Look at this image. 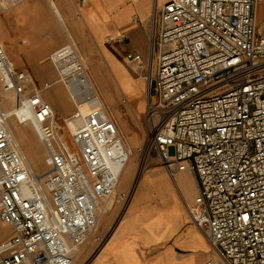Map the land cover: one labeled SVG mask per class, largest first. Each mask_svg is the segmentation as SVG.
Returning <instances> with one entry per match:
<instances>
[{"label":"built area","instance_id":"obj_1","mask_svg":"<svg viewBox=\"0 0 264 264\" xmlns=\"http://www.w3.org/2000/svg\"><path fill=\"white\" fill-rule=\"evenodd\" d=\"M24 1L6 0L9 7ZM258 3L168 0L156 10L149 65L155 61L151 79L158 104L150 110L162 120L138 152L146 159L154 148L173 181L186 172L193 176L196 194L186 208L216 255L203 264H264V37L257 35ZM5 11L0 0V16ZM127 61L139 66L142 58L129 54ZM31 80L0 46V83L15 94L18 108L31 111L28 122L48 149V170L38 178L8 132L9 115L0 111V223L11 229L0 242V264H76L92 236L97 250L107 242L100 233L106 204L113 198L125 209L141 172L117 195L130 155L105 107L89 111L70 136L71 149L53 123L51 105L37 90L26 93Z\"/></svg>","mask_w":264,"mask_h":264},{"label":"crops","instance_id":"obj_2","mask_svg":"<svg viewBox=\"0 0 264 264\" xmlns=\"http://www.w3.org/2000/svg\"><path fill=\"white\" fill-rule=\"evenodd\" d=\"M166 1L25 0L9 7L1 0L8 8L0 16V46L14 68L32 78L27 86L29 90V87L37 89L33 78L52 77L46 63L48 58L64 54L69 39L76 41L88 58V67L98 63L104 73L106 83L101 94L110 92L115 101L123 92L120 87L117 89L109 63L104 60L103 40L110 36L121 39L118 42L120 52L109 50L115 59L126 58L127 61V55L139 54L142 58L139 66L147 67L145 78L149 85L153 73L149 62L155 15ZM257 35L264 37V2L257 8ZM52 64L59 74L58 66ZM40 71L48 74L40 77ZM147 97L149 99V95ZM51 106L55 108L52 103ZM56 109L61 116L65 114L60 108ZM163 169L155 166L151 174L147 173L142 179L137 189L140 185L142 188L137 191L130 213L117 224L102 248L97 250L93 246L87 260L89 264H151L155 259H163L166 264H203L211 258L213 252L202 231L194 224L182 229L189 217L187 199L195 193L191 176L179 174L173 181ZM184 175L192 182V190L185 184ZM177 189L186 200L185 204L177 196ZM0 226L11 233L10 227Z\"/></svg>","mask_w":264,"mask_h":264},{"label":"rangeland","instance_id":"obj_3","mask_svg":"<svg viewBox=\"0 0 264 264\" xmlns=\"http://www.w3.org/2000/svg\"><path fill=\"white\" fill-rule=\"evenodd\" d=\"M4 2H5V5H7L6 0H4ZM263 2L264 0H259L258 5L259 4L261 5ZM105 40L108 41L107 38H105ZM74 51H76L79 54L80 62L76 64V67L74 69H71V70L67 69V71L62 75L58 74L53 68L52 62L56 64L59 62L61 63V61L65 59V57H68L69 55L73 54ZM87 61H88V58L86 55L82 53L78 42L76 41L74 42L71 39H69L68 43L66 44V51L63 55L55 56L53 58H48V60L46 61V63L49 64V67H50L49 73H52V77H46L40 80L33 78V80H34L35 87L38 89L37 91L42 93L45 99L44 101H46L47 103L51 102L52 104L55 105V108L53 107V109L56 110V121L58 123V125L56 124V126L59 127L60 130H62L61 137H63L64 139L67 137L68 139H70V136H68V133H66V129L64 127L65 123H64L63 118L66 115H68V113L70 112L75 113V111H78L79 107H77L76 104H79V106H81L82 104H88L92 99H88L87 96L95 97V95L97 94L105 102V105L107 106L111 117L113 118V120L115 121V123L117 124L119 128V132L121 134L122 139H124L125 141H128L129 139L131 140V142H129V147L132 149V152H133L131 169L125 172L126 174L123 176V180H121L117 186L116 194L118 195L123 191H128L132 187L137 176L139 175V170L142 174L145 165L149 167L148 174L149 173L151 174V171L154 170L156 164L159 167L163 166L154 148L152 150L153 151L152 157H150L149 156L150 154H149L146 159H143L142 155L138 152V149L142 148L146 144L147 138L152 130L153 125L157 124L160 120H162L160 117H157L156 114H154L153 110H150L151 105L153 107H157L158 96L154 89L153 80L150 79L149 86L147 85V89L145 92H142L139 95H133L132 97H129L128 95L126 96L121 95L119 96L118 100H116L115 98V101H114L111 93L107 92L105 94L103 93V95L101 94V90H103L102 89L103 85H105L106 82L104 80V73L101 71L97 63L98 60L96 59L94 60L95 62L97 61L96 62L97 65L94 64V66L92 67L87 66L88 65ZM99 61H102V58H99ZM80 63L84 65L85 69H87L86 70L87 74L89 75L93 74L95 79L94 78L92 79V83H90L89 80L87 79V74L85 72V69L81 67ZM125 65H126L127 71H129V73L135 79L139 80L142 83H147L146 78H145L146 67L143 68V66H139V67L131 68L130 67L131 65L129 66L128 63H126ZM153 68L154 69H153L152 76H154V73L156 71L155 63L153 65ZM39 74H40V77H44L45 75L48 74V72L40 71ZM70 76L72 77V79L69 78ZM45 82H48V83L50 82L52 84V87L49 89H45L44 88ZM55 88L59 91L61 96L57 95V93L53 94L52 91H54ZM34 91L35 89H33V87H29V91L28 92L26 91V93L31 94ZM112 91L114 92V89ZM11 95H13L14 97L13 106H15V94H11ZM108 95H110V98H108ZM147 95H149V102L146 101V104H145V100H147L148 98ZM140 101L143 102V105L145 104L143 109H140V108L138 109V103ZM58 102H62V104L65 106L64 108H62V110L66 112L62 116L60 115V111L56 109ZM51 103L49 104L51 105ZM2 107H3L2 110L4 111L7 110V106H2ZM72 124H73L72 125L73 130H75L78 126H80V124L77 122H73ZM9 126L12 128L11 119L9 120ZM27 127H28L27 129L30 130V133H33V135H35L39 143V137L37 133L35 132L33 126L28 122ZM20 130L21 128L19 126V134L18 133L16 134L19 137V141L23 149L27 151L29 150L27 148L28 144L26 142L25 136L23 135V133L20 132ZM135 134H138L139 137L136 142H133L131 137L132 135H135ZM172 154H173V150H170V155ZM164 169L163 171L167 173L166 169L165 170ZM184 177H185V184L192 190V182L189 181L186 175H184ZM140 188H142V185H140L138 189ZM176 193L179 198L180 197L182 198L181 200L185 204L186 200L183 198V196L181 195L178 189L176 190ZM194 196L195 194H193L191 198L187 199V202L189 204L193 201ZM134 202L135 200L133 201V203L131 202L130 204L132 208H133ZM108 204L109 205L106 207L107 211L105 212L104 219L100 227V233L102 236L107 234L109 237L112 231L116 228L121 217L123 216L124 207L122 203H119L117 200L114 201L113 198L110 199ZM129 213L130 211L125 214L124 218ZM191 224H194V223L192 222L191 217L189 216L188 219L185 220V224L183 225L182 229L186 228L187 226ZM0 225H4V224L0 223ZM8 231L9 230L2 228L0 226V242L8 239L11 236V233H8ZM94 239H95L94 236H92V238L89 239L88 244L86 245L85 249L79 255V258L76 264H89V261L87 260L89 259L88 257L92 255V251L95 248L93 247L94 246L93 244H95ZM210 249H211V252H213L211 245H210ZM213 255H215L214 252H213Z\"/></svg>","mask_w":264,"mask_h":264},{"label":"bare ground","instance_id":"obj_4","mask_svg":"<svg viewBox=\"0 0 264 264\" xmlns=\"http://www.w3.org/2000/svg\"><path fill=\"white\" fill-rule=\"evenodd\" d=\"M137 39H139V38H137ZM107 40L108 41H106L105 39L103 40V44L105 46L104 47V52H103V54L105 55L104 59H105L106 62L109 63V67H110L111 73H112V75H113V77H114V79L116 81L117 89H119V87H120V90H122L124 96H126L127 93H130L131 94L130 97H132L133 95H139L140 93L145 92L146 88H147V84L146 83H142L139 80L135 79L129 73V71H127V68H126V65H125L127 63L126 58L115 59L111 54H109V50H116V51H119V52L121 51L119 49L120 47H119V44H118L119 40H121V39L113 37V36H110V37H107ZM136 41H138V40H136ZM146 42L148 43L149 40L146 41ZM123 54H124V52H123ZM79 62H80L79 54L76 51H74L73 54H71L68 57H66V59H63L61 61V63L59 62V63L56 64V65H58V69L57 70H59L58 71L59 74L62 75V74H64L67 71V69H69V70L74 69L76 67V64L79 63ZM153 65H154V62H152V65L150 64V71L153 70ZM66 66H68V67H66ZM81 67L83 69H85L84 65H82V64H81ZM86 70L87 69H85V72H86ZM145 70L147 71V67H146ZM86 74H87V72H86ZM96 76H98V75H96ZM87 79L89 80L90 83H92V79L93 78H92L91 74L90 75L87 74ZM30 83H31V81H30ZM30 83H29V85H30ZM35 90H37V89H35ZM26 91L28 92L29 90L26 89ZM52 92H53V94L57 93V95H60L59 91L56 88ZM0 93H1L0 94V108H1L0 111H3L5 113H7L9 115V120L11 119V122H12V128H11L9 126V120H8V123H7L8 132L11 135V137L13 139V142L16 144L20 155L24 159L26 167L32 172V174L34 176H36L38 178H42L44 173L48 170V166H47L48 149H47V146L43 142H41L40 138H39V143H38L35 135H33V133H30V130L27 129L28 128L27 127L28 119H29V117L31 118V115H32L31 111L28 108H26V107L25 108H18L17 107V102H16V96H15V106H13V98L14 97L11 94H14V93L11 92V91H8L1 83H0ZM39 93H40L41 98L43 100H45L43 95H42V93L41 92H39ZM87 98L88 99H92V100L88 104H82L81 106H79V104H76L77 107H79L78 111H75V113L74 112L73 113L72 112H70V113L67 112L68 115H66L63 118L64 123H65L64 127L66 129V133H68V136H71V134L79 127L78 126L75 130H73L72 129V125H73L72 123L73 122H77L80 125H82V123L84 122L87 114L93 108H96L98 106H104L106 111H107V113H108V115H109V117H111V115H110V113H109V111L107 109V106L105 105V102L101 99V97L98 94L95 95V97L87 96ZM108 98H110V95H108ZM146 101L149 102V99L147 98V100H145V104H146ZM144 105H143V102L140 101L138 103V109L139 108L143 109ZM2 106H7V110H5V111L2 110V108H3ZM57 107L62 110V108H64L65 106L62 104V102H58ZM52 112H53V116H54L53 123L58 125V123L56 121V110L52 109ZM25 125H26V127H25ZM19 126L21 128L20 132L23 133V135L25 136L26 142L28 144L27 148L29 150H27V151H25L23 149V147H22V145H21V143L19 141V137L16 134V133L19 134ZM138 137H139L138 134L132 135V137H131L132 141L136 142L138 140ZM61 138L63 139L64 143L69 148L72 149V145L70 143V139H68V137L65 138V139L63 137H61ZM123 142H124V145L127 148L128 152H129L130 156H129L128 161L125 164L123 170L121 171L119 182L121 180H123V176L126 174L125 172L128 171L129 169H131L132 156H133L132 149L129 147V142H131V140L129 139L128 141H125L123 139ZM149 154H150L149 156L152 157L153 151H150ZM155 166H157V164ZM163 168H165V167H163ZM148 169H149V167L147 165H145V167L143 169V172H142V174H141V176L139 178L138 185L142 181V179L147 175ZM37 172H39V173H37ZM186 173L189 174L191 176L192 180H193L194 190H195L194 194H196L195 180H194L193 176L190 173H188V172H186ZM138 185H137V187H138ZM137 191H138V189L136 188V190H135V192H134L129 204L124 209V214L121 217L120 221L124 218L125 214L128 213L130 211V209H132L130 204H131V202L133 203V201L135 200V197L137 195ZM108 205L109 204L107 203L106 207ZM200 231H202V230H200ZM202 233L204 234L203 236L206 237L205 232L202 231ZM207 242H208V240H207ZM211 258L215 259L216 256L212 254ZM151 264H166V261H164L163 259H155V260H153L151 262Z\"/></svg>","mask_w":264,"mask_h":264}]
</instances>
